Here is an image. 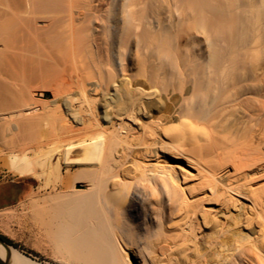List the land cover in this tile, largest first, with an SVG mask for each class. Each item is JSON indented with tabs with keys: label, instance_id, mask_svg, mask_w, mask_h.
Returning <instances> with one entry per match:
<instances>
[{
	"label": "bare ground",
	"instance_id": "obj_1",
	"mask_svg": "<svg viewBox=\"0 0 264 264\" xmlns=\"http://www.w3.org/2000/svg\"><path fill=\"white\" fill-rule=\"evenodd\" d=\"M193 30L203 42L181 54ZM38 82L53 99L30 116ZM228 108L241 125L218 116ZM0 158L49 190L25 227L66 264H223L225 250L264 264V0H0ZM177 209L193 251L174 255L165 234L132 262L139 229ZM0 257L45 264L2 243Z\"/></svg>",
	"mask_w": 264,
	"mask_h": 264
},
{
	"label": "rangeland",
	"instance_id": "obj_2",
	"mask_svg": "<svg viewBox=\"0 0 264 264\" xmlns=\"http://www.w3.org/2000/svg\"><path fill=\"white\" fill-rule=\"evenodd\" d=\"M162 6H163L162 14H161L162 19H163L162 21L165 25H168L171 21L170 16H172V14H168L171 11L169 9V6H167V3H164ZM194 31L195 30H193L194 34L192 33L194 38H188V36L186 35V32L182 34V37L179 42V48H180L179 52L181 54H185L186 52H193V50L194 52L195 51L198 52L196 43L198 44L200 41L203 42V40H202L201 34L197 31L195 32ZM141 55L142 56L144 55L143 50L140 52V57ZM28 89L30 90V93L34 96V98L38 101L36 108H34V110L31 111L29 115L30 116L40 115L43 112L42 103H46V102L50 103L51 100L53 99L51 88L48 86H43L42 82L40 83L38 82V83L30 84L28 86ZM39 93H42V95ZM190 96H191V91L183 90V95L181 97L176 96L175 97L176 100L174 99L172 104L174 106L176 105L175 108L178 110L179 108L178 106L182 104L185 101V99H188ZM177 110H176V113H178ZM150 114L152 116V119L154 118L157 119L158 115L161 116V113H158L157 111L150 112ZM178 115L179 114H175V117H173V119L175 118V121L173 122L174 125H177L179 123V118L177 119ZM239 115H240L239 112L237 111L232 112L228 108V109L222 110L218 116L221 118H224V120H226L227 125L233 128L234 127L233 125L238 126L239 123H240L239 125H241L242 118ZM142 119L144 121L145 120L147 121V118L145 117H142ZM152 119L148 121L149 122L155 121ZM76 155L77 157H82L81 154H76ZM159 155L162 156L161 158H159L161 164L171 165L174 163V165L177 166L178 158L175 157L172 154V152H168L163 149L159 151ZM182 161L184 162V165L187 166L186 161L185 160H182ZM10 166L11 165L7 161L0 158V236L4 237V240L6 241V243L21 250L22 252L32 257L33 259H37L41 262H44L45 264H66L65 262H62L59 259V257L54 252L53 247H51L50 245H40L36 243L33 240L32 232L28 228L25 227V224H28L31 221L32 196L37 191H40L38 190L39 188L41 189V193L45 192L47 194L49 190L47 191V190H44V188H42V183L40 182V179H36L37 177L35 178L34 176H18V175L13 174ZM190 169L192 170L191 171L192 173L196 172L195 169L193 168H190ZM139 181H140L139 184L144 183V184H147V185L149 184L152 186L151 182L149 183V181L146 180V177H142V179H140ZM188 182L192 184L193 183L198 184V176L194 174L191 178H188ZM77 185L79 187H84L83 184L81 183H78ZM164 200L165 201L168 200L167 195L165 196ZM168 201H166L167 203L163 201V204H165L164 207H166L165 208L166 212H169L172 210L171 203L169 205ZM207 201H208L207 206L213 207L212 209H214L213 211H215V209L217 208L216 203H218L219 201L217 200H207ZM163 222H164V225L162 226L163 229L160 228L158 223L154 221L148 222L147 225H145L146 226L145 229L143 228L139 229L140 230V232H138L139 234H137V237L135 236L132 242L133 244L127 250L128 257L132 262L135 261V259L137 258L136 256L137 246L151 245L153 248L156 249L158 248L156 246L157 245L159 246V243L161 242V240L162 239L164 240L166 236L175 238L176 247H174L173 249L174 255L177 254V250L183 249L185 247H192L191 250L193 251L194 245L192 241H187L185 243H182L181 241V239L186 238L185 236H183V234H186V236H191V235L189 231L183 232L181 230L180 225L183 222H185V220L182 219V212L179 209H177L176 211H173L170 219L167 217L164 218ZM160 229H162V231ZM160 231L164 233L162 234ZM157 232H159L158 235H157ZM165 234L167 235L165 236ZM139 237L142 239H140ZM204 238H205V235H203L202 237H200L199 235L197 238V239H200V242H199L200 244L199 243L198 244L200 248L202 247L200 250H203V251L207 250L206 243L203 242ZM135 242H136V245H135ZM222 255L223 256L221 259H222L223 264H230L232 262H233L232 264H234L236 262L234 257L238 258L239 256L236 253H234L233 250L232 251L225 250L222 253Z\"/></svg>",
	"mask_w": 264,
	"mask_h": 264
},
{
	"label": "water",
	"instance_id": "obj_3",
	"mask_svg": "<svg viewBox=\"0 0 264 264\" xmlns=\"http://www.w3.org/2000/svg\"><path fill=\"white\" fill-rule=\"evenodd\" d=\"M0 243L5 245L6 247L9 245L8 243H6V241L4 240V238L2 236H0ZM0 264H9V263L7 262V260L0 257Z\"/></svg>",
	"mask_w": 264,
	"mask_h": 264
},
{
	"label": "trees",
	"instance_id": "obj_4",
	"mask_svg": "<svg viewBox=\"0 0 264 264\" xmlns=\"http://www.w3.org/2000/svg\"><path fill=\"white\" fill-rule=\"evenodd\" d=\"M4 238V237H3Z\"/></svg>",
	"mask_w": 264,
	"mask_h": 264
}]
</instances>
